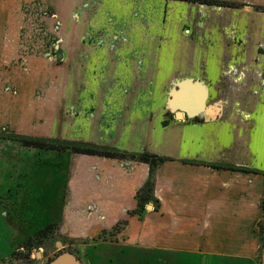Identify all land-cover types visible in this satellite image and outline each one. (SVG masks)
I'll return each instance as SVG.
<instances>
[{
    "label": "crops",
    "instance_id": "crops-1",
    "mask_svg": "<svg viewBox=\"0 0 264 264\" xmlns=\"http://www.w3.org/2000/svg\"><path fill=\"white\" fill-rule=\"evenodd\" d=\"M256 13L174 0H0V135L166 160L152 171L66 153L63 206L44 248L74 251L73 240L127 219L117 241L97 246L119 251L122 264H258L264 15ZM152 172L159 208L130 216ZM26 202L20 244L41 231L28 230Z\"/></svg>",
    "mask_w": 264,
    "mask_h": 264
},
{
    "label": "rangeland",
    "instance_id": "rangeland-1",
    "mask_svg": "<svg viewBox=\"0 0 264 264\" xmlns=\"http://www.w3.org/2000/svg\"><path fill=\"white\" fill-rule=\"evenodd\" d=\"M222 1L234 3L236 5L235 8L230 9L247 7L250 11L253 10L257 12L256 14H258V18H256V20H261L263 18L264 11L259 10V8H264V0ZM221 8L228 9V7ZM224 18L229 20L230 16H225ZM93 79H96L95 81H97L100 79V76L95 75ZM64 80V75L60 76V81L63 82ZM73 83H75V80H73ZM58 94L61 95L63 92H58ZM175 94L176 93H174V95ZM172 98L173 97L171 95V99ZM176 99H178V97H176ZM20 138H26L31 141L40 140L45 143L52 142L55 144L76 146L83 145L100 149H111L76 141H65V139L61 137L42 138L27 135H0V264H49L48 261L59 256L63 252L74 253L83 262V264H122L123 262L118 260L120 255L119 251L107 249L105 252L101 248L97 249V246L100 243H113L117 241L120 233L128 225L127 219L121 220L116 224L117 226L118 224L127 221L124 222L123 225H119V231L117 233H114L113 230L110 229L109 231H103L98 237L93 239L89 238L88 240H83L77 238V240H73L72 243L79 244L74 251H71L73 248L70 246L64 247L63 250L60 251H58L59 249H57L54 245H51L46 249L43 245V242L45 241L44 238L36 237L37 234L35 235L34 240L30 241L31 239H28L26 242L20 244L21 199L27 198L28 201L26 202L27 205L25 208H22L25 220H30L28 218H31L29 222L33 223V226H28V230L32 231L33 227L41 231L45 230L46 226L54 222V219H58L56 217L59 216L58 213L60 208L63 206V198L65 197V189H63L65 181L63 172L66 169L65 160L69 156L66 153H72L70 150L50 151L36 148H25L20 143ZM21 167H24L25 171L22 170ZM21 174H23L21 182L22 188H20ZM151 205L154 208L156 207L154 202L149 203L147 207ZM36 215H38V217H36ZM48 230L49 232H52V230H54V226H50ZM48 237L49 236H47V238ZM53 238L52 244H54L59 237L54 234ZM58 242L60 241L58 240ZM69 249L70 251H68ZM124 254H128L129 256L133 255L127 252ZM38 255H40V257H38ZM42 255H51V258L49 257L48 259H43L41 257ZM144 258H146L145 255L142 256L139 254L137 259H142L140 261L141 263H144ZM181 259L184 262L192 260L191 257L187 255L181 256ZM217 259L218 261L221 260L220 258ZM260 259L261 257L259 256L258 264ZM156 264H159V262Z\"/></svg>",
    "mask_w": 264,
    "mask_h": 264
},
{
    "label": "trees",
    "instance_id": "trees-1",
    "mask_svg": "<svg viewBox=\"0 0 264 264\" xmlns=\"http://www.w3.org/2000/svg\"><path fill=\"white\" fill-rule=\"evenodd\" d=\"M179 1H185L190 3H199L203 5H211V6H218V7H228V8H235L236 5L234 3L224 2L220 0H179ZM259 10L264 11V8H259ZM166 123H164L165 125ZM20 143L25 148H36L40 150H50V151H64V150H70L72 153L76 154H82V155H89V156H98V157H104L108 159H119V160H130V161H137L144 164H149L152 168V171L157 168L158 166L162 165L166 162L165 159L160 158L156 155H151L148 153H142V154H132L128 152H120L117 150H111V149H100L95 147H88V146H76V145H67V144H55V143H45L40 140L31 141L26 138H20ZM219 169H224L225 167H217ZM154 202L156 204V210L159 208L158 201L154 198V174L153 172L150 175L149 181L147 182L146 186L142 189H140L137 193V208L134 211H131L129 213L130 216H142L145 211L146 207L149 203ZM262 208L264 211V201L262 203ZM127 222V221H124ZM114 226L112 229L114 233H117L119 231V225ZM48 226L45 230H42L37 233L36 237L40 238H46L51 234L49 232ZM259 232H260V257L262 253V249L264 247V217L262 221L259 223ZM35 239V238H34ZM31 239L30 241L34 240ZM54 258H52L49 262H51Z\"/></svg>",
    "mask_w": 264,
    "mask_h": 264
},
{
    "label": "water",
    "instance_id": "water-1",
    "mask_svg": "<svg viewBox=\"0 0 264 264\" xmlns=\"http://www.w3.org/2000/svg\"><path fill=\"white\" fill-rule=\"evenodd\" d=\"M177 119H182L183 114L177 112L175 114ZM150 206H148L149 208ZM40 257V255H39ZM49 264H83V262L72 252H63L59 256L55 257Z\"/></svg>",
    "mask_w": 264,
    "mask_h": 264
},
{
    "label": "flooded vegetation",
    "instance_id": "flooded-vegetation-1",
    "mask_svg": "<svg viewBox=\"0 0 264 264\" xmlns=\"http://www.w3.org/2000/svg\"><path fill=\"white\" fill-rule=\"evenodd\" d=\"M220 1H222V0H220ZM188 3H190V2H188ZM193 4H199V3H193ZM200 5H203V4H200ZM204 6H211V5H204ZM212 7H218V6H212ZM218 8H221V7H218ZM46 239V238H45ZM51 258V257H50ZM49 262V261H48Z\"/></svg>",
    "mask_w": 264,
    "mask_h": 264
}]
</instances>
